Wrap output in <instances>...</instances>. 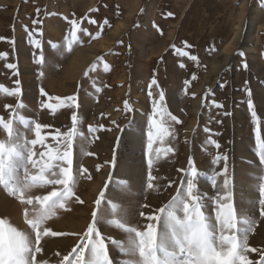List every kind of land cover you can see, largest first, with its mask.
Here are the masks:
<instances>
[{
  "label": "rangeland",
  "instance_id": "374dc122",
  "mask_svg": "<svg viewBox=\"0 0 264 264\" xmlns=\"http://www.w3.org/2000/svg\"><path fill=\"white\" fill-rule=\"evenodd\" d=\"M73 20L81 29L80 42L68 52L63 45L66 36L71 40ZM97 33L99 37L92 39ZM0 54H4L0 87L19 88L21 93H0V118L8 121L16 113L47 126L41 134L54 151L65 149L64 133L72 127L73 113L82 134L73 142L76 183L75 194L65 205L68 210L56 209V215L42 225L68 235L42 236L40 244H34L41 247L37 264H60L81 245L94 209L103 210L105 219L124 216L127 225L144 230L149 223L146 217L158 215L177 189L186 187L189 159L198 172L195 182L203 210L212 219L225 178L218 175L225 161L212 162L217 155L228 158L229 190L238 217L248 214L255 220L247 243L257 251L247 256L258 264L264 254V217L258 203L264 165L257 154L258 145L264 143V0H0ZM70 96L75 100L59 108H55L59 101L49 99ZM18 102L23 108H17ZM125 102L131 110L125 109ZM46 103L54 109L45 108ZM162 117L169 134L155 139L149 150L151 120ZM14 127L27 140L35 138L31 130ZM6 140L0 129V141ZM33 150L37 152L33 158L38 159L47 148L37 144ZM149 174L155 179L149 181ZM52 187L34 189L25 199L44 195ZM101 191L104 197L97 208L94 202ZM0 194L4 196L0 197V218L31 233L25 209L31 219L39 205L21 203L3 187ZM76 197L83 203H77ZM112 204L118 206L115 214ZM152 223L160 231L161 226ZM97 228L113 264L132 259L110 243L111 239L125 241L126 233L103 221Z\"/></svg>",
  "mask_w": 264,
  "mask_h": 264
},
{
  "label": "snow or ice",
  "instance_id": "6c2138e0",
  "mask_svg": "<svg viewBox=\"0 0 264 264\" xmlns=\"http://www.w3.org/2000/svg\"><path fill=\"white\" fill-rule=\"evenodd\" d=\"M89 23H96L89 20ZM71 40L65 37L64 50L70 52L75 44L80 41L77 33L81 31L77 21H71ZM85 35L87 30H83ZM99 37L92 36V39ZM53 47H58L53 45ZM243 55V53H238ZM4 54H0L3 56ZM192 61H197L196 56L189 57ZM101 59L97 57V60ZM8 67H15L8 65ZM107 69V65H105ZM91 70V69H89ZM89 70L84 75L89 74ZM19 81H17V84ZM156 83L155 80L152 81ZM187 83V82H186ZM0 93L7 96H19L20 89L8 91L0 87ZM45 93L41 90V95ZM251 95L249 91V96ZM51 100L59 101L55 108L63 107L66 101H74L75 97L66 98L49 97ZM163 100V93L160 95ZM6 108L10 107L5 105ZM45 108L54 109L52 104H44ZM217 107H222L217 105ZM248 107L253 119L256 122V113L251 99L248 100ZM17 108H23V104H17ZM125 109L131 110L125 102ZM170 119L179 123L176 117L168 114ZM72 127L65 136V149L61 151L59 148L55 151L44 144V136L41 134L43 126L25 119L22 115L13 114V118L4 121L0 118V129L7 136L6 141H0V187L10 195L14 196L21 203L28 205H39L35 209L31 219L28 218L27 209H25V223L32 230L31 233L18 230L7 222L6 219L0 218V264H37L36 253L41 252L39 245L42 236H60L68 235L67 233H58L51 231L42 225L56 215V209H65L66 202L75 194L73 188L75 186V177L72 170V149L76 136L82 135L78 132V117L76 113L72 114ZM14 124L20 125L24 130H31L35 136L34 139L27 140L26 136L20 132ZM151 125L154 131L148 134V149H152L155 139L163 138L169 134L168 128L165 126L163 117L161 120L152 119ZM89 131H93L91 126ZM208 143L214 145L217 149L219 144L214 140ZM41 144L47 148L46 152H40L39 158L37 152L33 150L34 146ZM258 156L262 165H264V143L258 145ZM156 153H160L157 148ZM171 152L172 149H167ZM46 157V159H45ZM225 161V168L218 175H223V195H218L215 201L214 217L209 218L204 212L203 198L199 195L195 182L198 172L193 167V162L189 159L190 173L186 177V187L177 189L176 195L158 210V215H149L146 219L144 230H138L135 227L127 225L126 218L120 216L119 219H105L103 210L98 212L96 209L92 212V222L89 223L84 235L81 237L82 244L77 245L72 251L63 257L60 264L65 261L68 264H113L108 251V244L105 238L97 228L100 222H105L109 226H114L118 230H122L127 234L125 241H117L111 239L110 243L116 247L122 256L132 257L122 261V264H252L247 253L256 252L257 249L248 246V234L253 230L255 220L248 214L238 217L237 210L232 203V193L229 190V179L227 177V156L217 155L213 159V164L218 160ZM149 167L152 165V159L149 153ZM31 169H37L35 173ZM58 169V171H57ZM21 171L23 177H21ZM86 171L82 169V172ZM90 178V177H89ZM149 181L155 179L151 174ZM215 183V180L213 181ZM51 185L52 190L47 191L44 195H37L34 198L26 194L37 188H45ZM59 185L61 187L57 188ZM147 187L151 189L153 184L148 183ZM259 206L260 216L264 217V184L259 185ZM104 192L101 191L100 196L95 200L97 208L101 206ZM35 201V204H34ZM77 203H83L79 197H76ZM147 205H145L146 207ZM117 205L112 204V214L117 212ZM182 213V216L180 215ZM141 217H145V213H140ZM214 220V222H213ZM156 221L161 226L158 231ZM32 233L35 235L33 242ZM74 259L70 260L69 257ZM138 257V259H136ZM39 264H47L46 261ZM258 264H264V254L261 255Z\"/></svg>",
  "mask_w": 264,
  "mask_h": 264
},
{
  "label": "bare ground",
  "instance_id": "6f19581e",
  "mask_svg": "<svg viewBox=\"0 0 264 264\" xmlns=\"http://www.w3.org/2000/svg\"><path fill=\"white\" fill-rule=\"evenodd\" d=\"M0 195H1V194H0ZM2 196H3V195H2ZM2 196H0V197H2ZM3 197H4V196H3ZM5 201H6V200L3 199V203H4ZM0 202H1V201H0ZM1 204H2V203H1ZM3 205L5 206V204H3ZM3 205H2V206H3ZM4 206H3V207H4Z\"/></svg>",
  "mask_w": 264,
  "mask_h": 264
},
{
  "label": "crops",
  "instance_id": "0c3cea01",
  "mask_svg": "<svg viewBox=\"0 0 264 264\" xmlns=\"http://www.w3.org/2000/svg\"><path fill=\"white\" fill-rule=\"evenodd\" d=\"M246 3H247V0H246ZM262 73H264V72H262Z\"/></svg>",
  "mask_w": 264,
  "mask_h": 264
}]
</instances>
